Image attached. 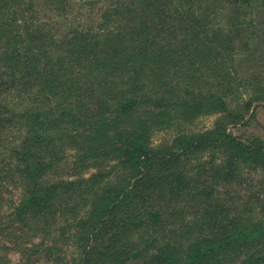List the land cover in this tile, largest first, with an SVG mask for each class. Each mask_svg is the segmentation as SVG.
Wrapping results in <instances>:
<instances>
[{
  "label": "trees",
  "instance_id": "1",
  "mask_svg": "<svg viewBox=\"0 0 264 264\" xmlns=\"http://www.w3.org/2000/svg\"><path fill=\"white\" fill-rule=\"evenodd\" d=\"M38 1L0 0V264H264V0Z\"/></svg>",
  "mask_w": 264,
  "mask_h": 264
},
{
  "label": "rangeland",
  "instance_id": "2",
  "mask_svg": "<svg viewBox=\"0 0 264 264\" xmlns=\"http://www.w3.org/2000/svg\"><path fill=\"white\" fill-rule=\"evenodd\" d=\"M84 0H81V1H78L76 2L75 4V7L73 9V14L70 15L71 19H70V22H72L73 24L74 23H78V21L80 22H87L89 21L90 19L88 18L89 17V10H90V4H86L85 2H83ZM116 2L117 0H107V3L109 2ZM42 8V12H41V16L44 17V16H50L51 18H53V21H54V12H53V9L52 7L48 6L47 5V2L46 3H42L40 2V0L38 1V7ZM262 9V8H261ZM263 10V9H262ZM264 11V10H263ZM45 18H48V17H45ZM55 23L57 24L59 21L60 23L62 21H64V19L62 18H59V17H56L55 18ZM62 20V21H61ZM59 26V24H57ZM250 57H246V60H248ZM245 59V58H244ZM264 103V102H262ZM215 119H216V116L213 115V116H209V117H206L205 118H202L201 121L197 124V126L199 127H209V126H212L213 123L215 122ZM250 125V124H249ZM264 107H261L259 109V112L257 114V116L255 117V120L254 122L248 126V127H245V128H239L237 129V133L238 134H253V133H256V132H259L260 134L262 133V135L264 134ZM166 137H169L168 133L166 132H159L156 134L155 136V142H160L162 139L166 138ZM43 264V263H42ZM44 264H51L49 262H46L44 261Z\"/></svg>",
  "mask_w": 264,
  "mask_h": 264
}]
</instances>
